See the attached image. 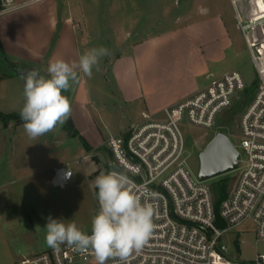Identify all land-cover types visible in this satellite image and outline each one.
<instances>
[{
	"label": "built area",
	"instance_id": "obj_1",
	"mask_svg": "<svg viewBox=\"0 0 264 264\" xmlns=\"http://www.w3.org/2000/svg\"><path fill=\"white\" fill-rule=\"evenodd\" d=\"M25 3L0 0V15ZM250 15L245 22L239 19L238 27L255 80L246 83L237 70L220 77L210 76L207 84L192 96L164 108L157 116L142 112L140 119L124 132L103 142L112 157L106 172L114 165L136 185H146L156 193L150 201L155 209L153 233L127 264H264V253L257 249L250 259L240 256L244 236H251L254 244L264 242V23L253 25ZM247 32H252L251 37ZM248 89L250 97L238 118V143L233 145L238 152L235 183L216 210L217 198L210 185L186 167L181 125L187 122L203 129L221 130L217 120ZM68 172L70 177L66 176ZM72 176L69 164L58 166L51 185L66 186ZM96 207L99 212L97 196ZM14 264L97 262L91 249L77 252L64 244L58 250L51 248ZM106 264H119L118 258L109 259Z\"/></svg>",
	"mask_w": 264,
	"mask_h": 264
},
{
	"label": "rangeland",
	"instance_id": "obj_2",
	"mask_svg": "<svg viewBox=\"0 0 264 264\" xmlns=\"http://www.w3.org/2000/svg\"><path fill=\"white\" fill-rule=\"evenodd\" d=\"M81 2L85 17L90 20L89 44L80 46L81 55L90 49L100 47L107 48L111 53L110 56L100 58L99 71L94 66L92 76L90 78L87 76L91 99V105L86 108L88 113L80 112L76 108L73 111L74 127L93 150H87L82 140L72 135V132L66 128V121L52 132L36 139L27 136L23 121L15 123L16 125L10 129L0 131V135L10 139L9 144H5L1 151V157L7 161L12 159L13 165L22 171L24 167L29 170L27 176H22L20 183L11 184L6 188V214L13 218L14 222L5 227V246L1 250V258L4 261L12 260L16 263L23 258L51 249L45 240V226L49 217L63 220L65 224L75 222L83 232L91 233L92 218L98 213L95 195L98 189L94 182L97 176L109 169L112 162L111 154L103 142L110 135L121 134L137 120L132 109L118 98L112 69L114 60L117 57H124L129 51L131 42L138 37L175 28L177 24L174 20L178 13L193 7L190 5L193 4L192 0H97L96 2L81 0ZM237 7H240L242 13L240 20L245 22L251 13L250 19L253 25L264 23V0H240ZM233 32L234 44L230 50V65L241 73L246 83H251L256 77L245 39L241 31ZM125 33H128V39ZM251 35L252 32H247V36L251 37ZM16 68L19 66L2 59L0 53V112L2 113L19 112L14 111L13 108L17 107L18 99L24 93V87L15 73ZM48 78L45 74L44 79ZM250 93L248 89L238 95L235 104L217 120L216 124L222 128L219 131L216 127L203 129L183 122L181 127L185 138L186 167L193 175L198 173V153L214 134L222 132L228 136L233 145H237L239 114L244 109L243 105L250 97ZM7 125L4 126L0 122L1 129ZM64 164H69L71 167L72 179L66 186L53 187L51 185L53 172L51 174L48 171ZM236 175L237 171L234 170L207 181L216 198L221 185H224L226 192L234 185ZM244 240V244L240 247L242 259L252 258L256 249L259 253H264V242L254 244L251 236H244Z\"/></svg>",
	"mask_w": 264,
	"mask_h": 264
},
{
	"label": "crops",
	"instance_id": "obj_3",
	"mask_svg": "<svg viewBox=\"0 0 264 264\" xmlns=\"http://www.w3.org/2000/svg\"><path fill=\"white\" fill-rule=\"evenodd\" d=\"M29 1L18 0L26 3L0 15L1 58L21 68L36 66L42 78L45 74L50 78L47 71L50 61H79L80 46L89 44L90 20L85 17L81 0ZM239 1L192 0L190 5L194 8L178 13L175 28L138 37L124 57L115 58L112 69L117 95L132 109L136 121L142 112L157 116L164 108L192 96L207 84L210 76L220 77L236 70L230 65V50L234 44L233 31H240ZM77 71L78 80L62 91L71 102L68 118L73 119V125L74 109L88 113L86 108L91 105L88 77ZM17 104L14 111L23 108L24 93ZM14 125L10 122L0 131ZM9 142V138L0 135V264L15 263L1 258L5 227L14 222L6 214V188L20 183L22 176L29 173L27 167L22 171L13 165L12 159L1 157ZM53 169L48 172L52 174Z\"/></svg>",
	"mask_w": 264,
	"mask_h": 264
},
{
	"label": "clouds",
	"instance_id": "obj_4",
	"mask_svg": "<svg viewBox=\"0 0 264 264\" xmlns=\"http://www.w3.org/2000/svg\"><path fill=\"white\" fill-rule=\"evenodd\" d=\"M107 48H93L79 57L78 62L63 59L50 61V78L29 76L24 87L25 104L20 112L23 128L30 139L52 132L64 124L71 113V102L62 94L70 88V82L78 80V71L89 78L93 67L99 71V60L110 56ZM112 170L101 173L95 179L99 212L92 218L91 234L78 228L75 222L48 218L46 244L58 250L67 244L74 251L91 249L97 264H106L118 258L119 264H127L133 253H139L148 243L155 227V209L152 200L156 193L146 185H136L126 172ZM72 174L66 173L67 177Z\"/></svg>",
	"mask_w": 264,
	"mask_h": 264
},
{
	"label": "water",
	"instance_id": "obj_5",
	"mask_svg": "<svg viewBox=\"0 0 264 264\" xmlns=\"http://www.w3.org/2000/svg\"><path fill=\"white\" fill-rule=\"evenodd\" d=\"M15 73L23 87H25L29 76L36 79L42 78L36 66L16 68ZM62 94L68 98L65 93L62 92ZM20 112L21 110L17 112L19 117ZM237 159L238 152L228 136L222 132H217L203 150L198 153L199 168L197 177L201 181H208L230 173L236 169Z\"/></svg>",
	"mask_w": 264,
	"mask_h": 264
},
{
	"label": "trees",
	"instance_id": "obj_6",
	"mask_svg": "<svg viewBox=\"0 0 264 264\" xmlns=\"http://www.w3.org/2000/svg\"><path fill=\"white\" fill-rule=\"evenodd\" d=\"M0 122L5 126V125H7L10 122L20 123L22 121H21L18 113L4 114V113H1L0 112ZM65 123H66V128L72 132V135L79 137L82 140V143L85 145V148L87 150H91V147L83 139V137L80 136V134L78 133V131L74 127L71 118H68ZM219 184H223V183L219 182ZM225 194H226L225 187H224V185H221L220 189L218 190L216 210H217L218 203L223 199V197L225 196Z\"/></svg>",
	"mask_w": 264,
	"mask_h": 264
}]
</instances>
